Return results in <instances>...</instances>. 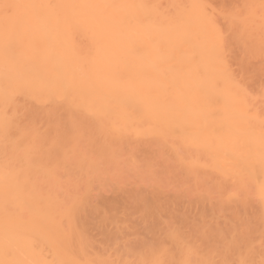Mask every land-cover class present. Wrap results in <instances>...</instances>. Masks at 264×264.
<instances>
[{"label":"bare ground","instance_id":"obj_1","mask_svg":"<svg viewBox=\"0 0 264 264\" xmlns=\"http://www.w3.org/2000/svg\"><path fill=\"white\" fill-rule=\"evenodd\" d=\"M263 40L264 0H0V264H264L228 204L247 182L264 228ZM86 132L96 147L163 141L233 192L195 236L167 233L177 252L111 259L80 224L84 202L36 180Z\"/></svg>","mask_w":264,"mask_h":264},{"label":"rangeland","instance_id":"obj_2","mask_svg":"<svg viewBox=\"0 0 264 264\" xmlns=\"http://www.w3.org/2000/svg\"><path fill=\"white\" fill-rule=\"evenodd\" d=\"M261 45L264 48V40ZM256 63H261L263 67L264 59ZM87 132L84 134L88 137ZM86 136L81 134L76 140L73 139L72 143L69 142L72 144L68 149L70 154H67L65 159L58 160L51 177L38 175L36 180L40 190L50 191L64 202L77 199L84 202L83 209L78 211L79 214L85 212V215L82 214V219L79 215V221L88 231L89 239H93L92 243L96 248H93L94 250L98 248L99 251L101 247L103 253L113 255L110 258L114 259L123 254L131 257L132 254L145 251V248L159 241L171 249L173 246L171 247L172 244L168 242L170 240L166 238L170 233L179 235L182 232L190 235L192 228L199 221L198 216L202 215L201 211L205 213L204 210H208L209 206L219 202L222 203H219L221 206L224 205L225 201H220L225 200L222 199L224 195L220 193L224 186L227 190L224 187L222 193L239 187L233 188L234 192L230 191L235 194L232 199L236 202L228 204L234 206L235 210L239 208L237 211H240L242 217L239 224L247 231L246 234L250 233V238L255 234V248L263 245L260 246L264 239V228H259L261 221L257 222L260 219L257 217L260 215L257 210L258 199L253 187L245 184L247 182L243 184L246 186L242 185L241 188L238 183L233 186L232 181H229V184L226 182V186L225 179L223 181L222 177L213 175V172H204L203 169L200 172L197 168L185 167V160L179 157L181 154H175L173 150L171 152L167 143L159 142L155 138L146 136L120 138L114 142L109 140L112 142L106 144L107 150L106 146L96 147L97 142L93 144L94 136ZM228 204L226 208L233 210ZM214 206L212 208L216 209ZM212 208L209 207V210ZM220 218L221 221L224 219L222 216ZM174 252L172 254H175Z\"/></svg>","mask_w":264,"mask_h":264}]
</instances>
